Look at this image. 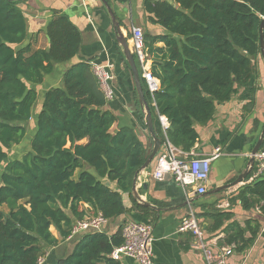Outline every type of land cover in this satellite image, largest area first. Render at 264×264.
<instances>
[{"label": "trees", "instance_id": "obj_1", "mask_svg": "<svg viewBox=\"0 0 264 264\" xmlns=\"http://www.w3.org/2000/svg\"><path fill=\"white\" fill-rule=\"evenodd\" d=\"M21 2L0 0V164L6 162L0 172V264H38L49 248L70 237L76 220L101 214L110 221L132 210L147 218L153 212L131 193L148 148L134 128L115 130L118 118L107 108L90 61L73 64L62 85L46 91L30 149L8 160V149L28 135L38 100L34 85L43 83L56 64L73 60L82 45L79 28L62 12H55L48 25V48L24 45L28 31ZM143 3L149 21L165 29L144 34L151 72L160 83L152 96L142 77L154 128L162 144L169 141L190 152L200 137L195 124L208 123L217 105L231 100L255 72L264 0ZM160 115L170 122L166 131ZM124 193L133 200L131 208ZM235 197L245 209L258 204L264 212V178L244 184ZM216 205L209 204L205 213L210 233L233 216ZM259 231L258 222L234 221L220 244L243 252ZM121 244L122 227L113 234H86L56 264H119L111 253Z\"/></svg>", "mask_w": 264, "mask_h": 264}, {"label": "crops", "instance_id": "obj_2", "mask_svg": "<svg viewBox=\"0 0 264 264\" xmlns=\"http://www.w3.org/2000/svg\"><path fill=\"white\" fill-rule=\"evenodd\" d=\"M107 1L115 12L121 30L127 35L130 45L132 26H139L144 33L152 35L164 33L165 29L161 25L149 21L148 14L144 10V0ZM19 6L27 22L28 37L24 45H31L33 48L49 47L50 38L47 28L55 12L66 13L82 35V45L78 55L71 61L56 64L54 72L46 75L43 83L34 85L38 92V100L30 120V125H34L32 134L36 128L37 114L46 91L51 87L61 86L64 72L73 64L90 61L91 64L99 63L109 67L114 75L111 83L114 96L108 100L107 108L118 118L114 124L115 130L123 126L134 128L149 152L153 148L154 141L139 103L134 76L122 55V47L117 41L111 17L102 0H22ZM255 61V72L250 81L241 87L231 100L217 105L214 116L208 123L195 124L200 137L192 149L193 153L210 155L218 146L223 151L219 158L212 161L206 184L207 192L204 196L198 198L197 195H186L183 187L171 176L161 180L154 178L151 174L155 166L154 160L149 170L142 172L137 190L142 200L165 209L155 210L150 207L153 212H150L147 218L138 211L132 210L108 221L102 231L113 234L131 219L149 222L153 226V264H207L204 255L192 247L193 235L178 230L185 216L190 212H194L195 215L203 214L197 218L215 251L225 247L221 246L220 239L224 237L229 225L237 221L245 226L246 222L252 220L260 224L255 242L243 252L234 250L227 259L228 264H264V212L258 204L245 209L242 203L235 199L238 191L246 184L244 183L246 180L226 189L208 193L238 178L246 168L252 149L264 127V59L261 53ZM151 63L150 61V66ZM261 177L264 178V172L259 178ZM123 197L125 204L131 208L133 200L129 193H124ZM214 202L223 210L231 211L233 216L219 231L210 233L206 229L209 221L205 213L210 209L209 204ZM84 207L88 212L90 211L88 204H84ZM52 230L58 236L55 228ZM94 232H80L61 240L58 245L48 249L42 264H56L68 257L84 235ZM249 235L250 233L247 232V236ZM115 260L119 264H137L129 257Z\"/></svg>", "mask_w": 264, "mask_h": 264}, {"label": "built area", "instance_id": "obj_3", "mask_svg": "<svg viewBox=\"0 0 264 264\" xmlns=\"http://www.w3.org/2000/svg\"><path fill=\"white\" fill-rule=\"evenodd\" d=\"M264 18V15L261 16ZM131 48L136 59L138 68L144 78L148 90L152 96L160 89L159 80L151 72L150 59L145 51L144 31L139 26H132L131 30ZM92 71L96 75L99 85L107 100L114 96L112 80L114 75L109 67L93 63ZM155 104V103H154ZM161 125L166 131L170 122L160 115ZM223 151L221 147H216L210 155H200L190 152H184L175 147L169 141L162 144L161 150L155 158V166L151 174L154 178L161 180L166 176H171L179 183L186 195H200L207 192V181L212 161L219 158ZM255 168V169H254ZM254 171L251 177L244 183H250L258 179L264 172V149H260L255 155ZM107 219L101 214L84 220H76L73 224L72 234L76 235L86 231H102ZM178 230L180 232H190L193 235L192 247L200 251L207 264H228V257L234 252L232 246L222 247L215 251L210 241L205 236V230L194 212L185 216ZM123 244L115 247L111 253L112 258H132L137 264H153V226L149 222L128 220L122 227ZM44 258H40L38 264H42Z\"/></svg>", "mask_w": 264, "mask_h": 264}, {"label": "water", "instance_id": "obj_4", "mask_svg": "<svg viewBox=\"0 0 264 264\" xmlns=\"http://www.w3.org/2000/svg\"><path fill=\"white\" fill-rule=\"evenodd\" d=\"M11 1H17V0H11ZM169 1L173 3L172 0H169ZM102 2L106 6L108 13L111 17L113 27H114V32L116 34L118 43L122 47V52L124 54L125 60L128 62V65L132 70V73L134 76L136 91H137V94L139 97V103L141 104L143 112L145 114V120H146V124H147L148 130H149V133L152 136L153 141H154L153 148L149 151L148 157H147L145 163L136 172V175H135V178L133 181V186H132V194H133L134 198H136L138 203L147 205V206H149L155 210H162L165 208L158 207L149 201L142 200L140 198V195H139L138 190H137L138 183L141 180L142 172L149 170L150 165L155 160L157 154L161 150L162 140L160 139V137L157 136L155 128H154L153 113H152L150 105L146 99V92L144 91L142 76L140 74V70L138 68L136 59L134 57L131 45L129 44L127 35H125L124 32L121 30L120 24L118 22V18L116 17V14L113 11L109 2L107 0H102ZM179 9L181 11H185L182 8H179ZM260 52H261V55L264 59V18H262L261 23H260ZM252 59H255V56H252ZM263 142H264V127H263L262 132L259 136V139L257 140L255 146L252 149L250 159L248 161L246 168L242 171V173L238 176V178H236V180H234V182H232L230 184H224L222 186H219V187L215 188L214 190L209 191L208 193L210 194V193H213L216 191H220V190H223V189L230 187L231 185H236V184L244 181L254 167L255 155L262 148ZM203 196H204V194L197 195L198 198L203 197Z\"/></svg>", "mask_w": 264, "mask_h": 264}, {"label": "rangeland", "instance_id": "obj_5", "mask_svg": "<svg viewBox=\"0 0 264 264\" xmlns=\"http://www.w3.org/2000/svg\"><path fill=\"white\" fill-rule=\"evenodd\" d=\"M33 124L28 125V135L27 137L18 145H14L11 148L8 149V160H12L13 158H20L30 149V138L32 135V130H33ZM6 162L0 164V172L3 170Z\"/></svg>", "mask_w": 264, "mask_h": 264}]
</instances>
